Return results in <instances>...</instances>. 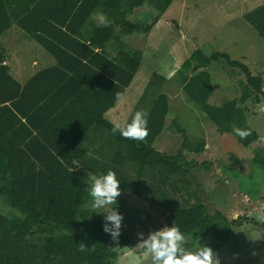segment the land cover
I'll use <instances>...</instances> for the list:
<instances>
[{
  "label": "trees",
  "instance_id": "trees-1",
  "mask_svg": "<svg viewBox=\"0 0 264 264\" xmlns=\"http://www.w3.org/2000/svg\"><path fill=\"white\" fill-rule=\"evenodd\" d=\"M172 2L0 0V37L16 23L56 60L54 66L21 84L3 63L5 51L0 43V197L21 213L10 217L0 208V264L115 263L114 242L103 231L106 214L82 208L85 193L80 166L92 174L113 170L121 191L170 212L171 225L191 238L188 247L204 240L220 244L231 237L233 226L243 224L218 210L211 212L201 201L193 187L202 185L188 172L190 164L183 153L187 145L171 155L157 149L170 124L178 123L165 93L159 92L149 106V134L143 141L113 133V123L105 116L116 105L117 93L123 95L133 81L143 57L141 50L125 45L117 27L127 35L149 34ZM146 3L157 11L154 19L144 25L132 22L129 17ZM97 12L106 16L103 24L92 20ZM248 21L264 38V5L251 12ZM223 60L246 76L238 101L260 103L264 95L261 76L225 52L206 54L201 49L180 67L189 98L198 100L197 85L210 80L207 68ZM213 91L208 87L202 105L208 117L216 123L223 117L250 131L245 139L236 136L244 147L258 141L259 134L247 125L243 110L234 102L209 105ZM190 149L201 153L204 144ZM252 162L264 167V146L255 150ZM110 207L123 215L120 206ZM134 242L131 233L122 231L121 246Z\"/></svg>",
  "mask_w": 264,
  "mask_h": 264
},
{
  "label": "rangeland",
  "instance_id": "rangeland-1",
  "mask_svg": "<svg viewBox=\"0 0 264 264\" xmlns=\"http://www.w3.org/2000/svg\"><path fill=\"white\" fill-rule=\"evenodd\" d=\"M198 1L173 0L149 34L136 31L127 35L117 27V33L125 45L129 49L141 50L143 57L134 81L126 90V98L117 104L120 113L112 112L109 118L112 122L126 126L137 111L148 112L150 104L159 92L165 93L168 96L169 109L178 119V123L170 124V129L158 142L157 149L171 155L183 148V144L187 145L183 153L185 160L190 164L188 172L195 175L202 185L193 187L197 189L201 201L211 212L218 210L229 220L239 218L243 223L233 226L231 237L220 244L204 240L188 247L187 244L192 240L185 236L186 248L194 251L200 245H207L217 253L221 264H264V167L252 162L255 150L262 147L261 144L264 146V112L252 99L244 103L238 101L244 89L243 83H246V76L239 68L227 66L224 60L214 62L207 68L210 80L197 85L195 93L198 100L189 98L191 95L183 90V82L180 79L185 75L180 68L182 63L197 49L206 54L225 52L233 60L247 65L253 75L259 74L264 79V38L258 34L250 21L242 19L237 11L229 9V5L220 4V0H209L211 2L206 4L208 9H205L203 0H200V3ZM156 14L154 6L146 3L129 19L144 25L146 22L150 23ZM92 20L103 24L106 16L97 12L92 16ZM6 35L0 42L5 51L3 63L10 67L13 76L24 84L41 70L39 67H32V61L42 59L41 55L45 59H52V56L44 52V48L36 41L28 40L25 34L24 39L16 35ZM15 41L19 45H15ZM163 77L165 81L162 83ZM150 81L152 82L149 85ZM210 86L214 91L208 101L209 105L221 106L225 102H234L235 106L242 108L243 114L245 111L243 118L248 120L247 125L251 129L259 133L261 140L244 147L238 143L237 134L233 131L238 128L235 122L231 123L222 117L216 123L208 117V112L202 105L206 90ZM198 87L202 89L198 90ZM262 92L264 93V86ZM141 97L143 105L138 104ZM172 117L170 116L171 123ZM200 144H207L202 153L190 151V147L194 148ZM83 171L85 198L82 208L92 212L86 191L89 171L85 168ZM246 197L250 202L245 201ZM138 199L121 191L117 204H114L123 209L122 231L131 233L138 242L140 232L147 235L150 231L172 226L170 212ZM0 201V208L6 215L21 216V213L8 206L2 197ZM107 210L98 209L97 212ZM135 244L134 242L130 246Z\"/></svg>",
  "mask_w": 264,
  "mask_h": 264
},
{
  "label": "clouds",
  "instance_id": "clouds-1",
  "mask_svg": "<svg viewBox=\"0 0 264 264\" xmlns=\"http://www.w3.org/2000/svg\"><path fill=\"white\" fill-rule=\"evenodd\" d=\"M117 102L122 100V95L117 93ZM147 113L137 111L131 122L126 126L113 121V133L129 140L143 141L149 132L147 128ZM234 132L241 137L247 138L251 132L234 128ZM86 189L89 197L91 210L94 213H105L103 231L110 234L114 244L113 252L117 253L116 264H221L217 253L209 246L204 245L195 251L185 246V235L175 225L162 227L158 230L138 233V243L135 246H121L119 243L122 234L123 215L118 208L109 206L117 204L121 195L120 182L116 173L109 169L106 173L87 174ZM98 209H108L97 212ZM85 245H81V250ZM138 249V250H137Z\"/></svg>",
  "mask_w": 264,
  "mask_h": 264
},
{
  "label": "crops",
  "instance_id": "crops-1",
  "mask_svg": "<svg viewBox=\"0 0 264 264\" xmlns=\"http://www.w3.org/2000/svg\"><path fill=\"white\" fill-rule=\"evenodd\" d=\"M200 1V0H199ZM198 1V2H199ZM198 2H196V3H198ZM211 1H209V0H203V6H204V8L205 9H208V8H206V4H209ZM200 3V2H199ZM198 3V4H199ZM186 4V3H185ZM220 4H226V5H229V9H233L234 11H237L239 14V16L242 18V19H244V20H248V16H249V14L251 13V12H253V11H255V10H257V9H259L261 6H263L264 5V0H220ZM171 6V5H170ZM169 6V7H170ZM223 8V10L225 9L224 8V6H222ZM169 9V8H168ZM167 9V10H168ZM221 10V9H220ZM198 12V11H197ZM199 13V12H198ZM232 14V13H231ZM200 15V14H199ZM230 15V14H229ZM198 17V16H197ZM199 19H201V17H198ZM190 23V22H189ZM192 24H193V21H192ZM14 27H16V29H13ZM8 33V34H7ZM7 34V35H6ZM23 34H25L26 36H28L27 38H28V40L29 39H33V38H31L30 37V35L28 34V33H26L24 30H22L20 27H18V25L16 24V23H14V24H12L11 25V27L8 29V30H6L2 35H1V37H0V42H1V40L2 39H4V36L6 35L7 37L8 36H10V35H16V36H18L19 38L21 37L22 39H24L23 38ZM26 38V39H27ZM34 40V39H33ZM35 41V40H34ZM16 42L17 41H15L14 43H15V45H19V44H16ZM40 45V44H39ZM41 46V45H40ZM42 47V46H41ZM44 50V52H46V50L45 49H43ZM47 53V52H46ZM49 56H51L50 54H48ZM41 58L42 59H34L33 61H32V67H34V68H38L39 67V69H43V68H48V67H52V66H54L55 64H56V60H55V58L52 56V59H50L49 57V59H45V57L43 56V55H41ZM36 60H37V62H36ZM257 75H259V74H257ZM136 76V75H135ZM260 76V75H259ZM262 77V76H261ZM134 79H135V77H134ZM134 79H133V81H134ZM262 79H263V77H262ZM132 81V82H133ZM263 81H264V79H263ZM25 82H27V80L25 81ZM132 82H131V84H132ZM131 84L125 89V91H124V93H123V95H122V100L121 101H123L124 100V98H126V95L128 94H126V90L131 86ZM182 87H183V85H182ZM211 98V97H210ZM142 100V97H141V99L139 100V101H141ZM120 101V102H121ZM117 104H119V102H117L116 103V105L113 107V108H111L110 110H108L106 113H105V116H106V118L107 119H109L110 121H111V119L109 118V116H110V114L112 113V112H115L116 114H119L120 113V110L118 109L119 107H118V105ZM139 105H140V103H138ZM264 103H262V101L260 102V103H257L256 105H260L261 106V108H262V112H264V105H263ZM242 109V108H241ZM244 110H246L245 108H244ZM135 113V112H134ZM244 115H245V111H244ZM112 122V121H111ZM247 122V124H248V120L246 121ZM249 126V125H248ZM259 134V133H258ZM259 140H261V137H260V135H259ZM258 142V141H257ZM206 145L207 144H204V148L206 147ZM260 146H263L262 144L260 145ZM209 148V147H208ZM190 150V149H189ZM162 152V151H161ZM203 152V151H202ZM201 152V153H202ZM196 154H200V153H196ZM186 158V157H185ZM239 160H240V158H239ZM187 161V160H186ZM189 162V161H188ZM80 168V170H82L83 171V167H79ZM87 170V169H86ZM88 171V170H87ZM84 172V171H83ZM85 174V173H84ZM123 192V191H122ZM125 193V192H124ZM132 195V194H131ZM134 196V195H133ZM134 197H137V196H134ZM139 197H137V199H138ZM141 198H139L138 200H140ZM248 198L246 197V199H245V201L246 202H250V201H248L247 200ZM143 200V199H142ZM145 202H148V201H146V200H144ZM149 204H151V203H149ZM134 241H135V243L137 244L138 242H136V239L134 238ZM135 244V245H136ZM138 250V249H137ZM114 264H116V262L114 263Z\"/></svg>",
  "mask_w": 264,
  "mask_h": 264
}]
</instances>
